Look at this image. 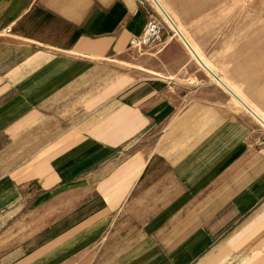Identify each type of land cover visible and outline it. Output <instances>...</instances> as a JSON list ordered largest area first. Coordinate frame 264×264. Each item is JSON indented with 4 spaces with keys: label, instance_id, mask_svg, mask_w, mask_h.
Returning <instances> with one entry per match:
<instances>
[{
    "label": "crops",
    "instance_id": "obj_1",
    "mask_svg": "<svg viewBox=\"0 0 264 264\" xmlns=\"http://www.w3.org/2000/svg\"><path fill=\"white\" fill-rule=\"evenodd\" d=\"M144 23L137 0H0V139L64 134L19 164L21 182L11 160L0 169V206L19 190L44 205L24 232L36 250L22 241L0 264H264L263 157L219 85L154 67L102 84L67 121L56 110Z\"/></svg>",
    "mask_w": 264,
    "mask_h": 264
},
{
    "label": "rangeland",
    "instance_id": "obj_2",
    "mask_svg": "<svg viewBox=\"0 0 264 264\" xmlns=\"http://www.w3.org/2000/svg\"><path fill=\"white\" fill-rule=\"evenodd\" d=\"M137 1L142 7L145 23L149 18L162 23L161 40L142 49L128 44V49L122 53L95 60L91 73L82 78V84L87 85L86 90L75 93L71 86L62 94L60 106L56 108L62 122L75 113L76 106L85 96L104 83L125 84L149 73L154 67L179 69V74L172 77L181 85L194 82L219 85L221 99L227 101L228 110L248 123L252 147L254 153L257 152L253 157H263L257 168L264 166V125L227 89L230 87L264 119V0H158L190 42L193 51L153 0ZM142 30L135 35L141 34ZM218 74L225 86L219 83ZM36 128V124L30 127L24 139L20 138L21 133L12 141L0 139V148L8 144L12 153L0 155V169L11 160L14 180L18 182H21V176L29 174L22 172L19 164L35 160L50 147L64 142V134L57 140L51 138L52 132L45 133L46 139H39ZM32 177L31 180L36 178L35 173ZM32 185L29 182V187ZM35 191L29 195L14 191L16 194L12 201L0 206V251L19 249L22 241L28 243L29 252L36 250V235L27 237L24 234L27 230L29 233L35 231L37 213L43 210L44 205L38 204Z\"/></svg>",
    "mask_w": 264,
    "mask_h": 264
},
{
    "label": "built area",
    "instance_id": "obj_3",
    "mask_svg": "<svg viewBox=\"0 0 264 264\" xmlns=\"http://www.w3.org/2000/svg\"><path fill=\"white\" fill-rule=\"evenodd\" d=\"M164 27L160 21L155 18H149L145 23L142 33L129 38V46L142 49L156 45L163 35Z\"/></svg>",
    "mask_w": 264,
    "mask_h": 264
},
{
    "label": "bare ground",
    "instance_id": "obj_4",
    "mask_svg": "<svg viewBox=\"0 0 264 264\" xmlns=\"http://www.w3.org/2000/svg\"><path fill=\"white\" fill-rule=\"evenodd\" d=\"M155 2V4L160 8V10L163 12L164 16L167 18V20L171 23V25L175 28L176 32L178 34H180L182 36V39L183 41L188 45V47L192 50V46L190 44V42L187 40V38L184 36V34L182 33V31L179 29V27L176 25V23L172 20V18L168 15V13L165 11V9L162 7V5L159 3L158 0H153ZM193 51V50H192ZM202 61V60H201ZM205 67V66H204ZM213 72V71H212ZM220 78L219 79V83L223 84L222 82V79H221V75L218 74ZM216 76V75H215ZM218 81V80H217ZM224 85V84H223ZM227 85V84H226ZM225 86V85H224ZM228 86V85H227ZM225 88V87H224ZM227 89L232 93V95L237 99L239 100L246 108L247 110L252 114L254 115L263 125H264V119L261 118L253 109H251L246 103H244L240 98L239 96L233 91L230 89V87H227ZM226 89V90H227Z\"/></svg>",
    "mask_w": 264,
    "mask_h": 264
}]
</instances>
